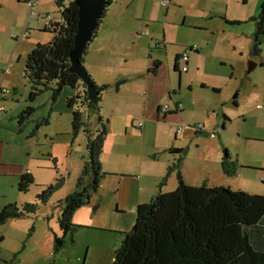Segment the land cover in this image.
<instances>
[{
  "label": "rangeland",
  "instance_id": "obj_1",
  "mask_svg": "<svg viewBox=\"0 0 264 264\" xmlns=\"http://www.w3.org/2000/svg\"><path fill=\"white\" fill-rule=\"evenodd\" d=\"M245 1L173 0L168 7H164L160 0H123V3H126V11L130 16L127 37L130 39L131 35L135 42V46L130 44V51L134 54V58H137L135 66L140 71H146L150 55L160 57L164 62L169 59V63L172 65L176 53L188 51L190 47L199 50L198 52H189L195 56V60L199 63V70L193 73L182 71L179 86L177 85L178 71L170 68L174 81L172 84L177 92L173 95V99L180 98L183 104L187 103L185 116L188 118L187 123L190 125L189 130L191 132L190 135L186 134L188 127L185 126L183 133L177 139H171V145L176 146L175 148H183L186 151L183 161H189V165H191L195 159L197 146L202 145V139H209L208 133L204 131L198 133V137L193 133V127L202 123L198 121L199 115L201 117L207 116L208 111L210 113L208 118L213 121H216L217 114H219V121H223L222 115L226 116L228 121L225 123L224 129H221V126L211 128L207 126L206 132L217 131L218 135L215 137L220 136L226 143V151L234 159H238L237 171L234 175L227 176L223 171L221 172V166H216L208 180V186H224L247 192H249L248 190H258L264 193V167L262 165L264 164V142L260 141L264 140V101L259 97L255 87L253 89L252 83L253 78L259 77L263 70H257V68L247 72L248 60L256 59V57L249 55L251 43L249 34L255 25L252 21H248L247 16L252 12H259L263 0ZM16 6L20 11L22 4H16ZM39 10L41 11V18H38L39 16L36 14L30 15L27 9L22 29L13 26L20 19L19 13H17L16 21H14L15 17L8 18V22L13 24L3 32L0 39V69L6 68L9 74L0 84L1 92L4 93L3 99L0 98V105H15L16 98L20 99L23 94H26L25 97L28 96V85L23 77L25 57L38 42H47L53 36L52 32L43 30L42 24L45 23L43 18L45 14H50L52 20L59 19L60 13L54 0H39L35 11ZM0 17L7 18L4 14ZM156 39L165 44L166 53L163 48L160 49L155 46ZM182 65H184V61L179 60L180 69ZM1 72L0 77L2 76ZM203 80L213 82L220 91L214 92L212 88L204 87L202 85ZM65 87L73 89L69 86ZM6 90L7 92H5ZM236 91L239 92V96L235 99L234 93ZM192 99H196L197 105H192ZM233 100L236 102L235 106ZM55 101L51 99V90H44L31 102L33 111L24 123V126L27 127V133L43 130L39 144L35 146L38 151V161L41 164L45 163L43 168H39L38 179L30 184L27 191L21 193L18 192L17 185H11L9 180L1 181L0 191L4 192V195H0V199L12 200L14 197H19L22 200L19 205L24 202H38L37 195L45 185L53 183L59 175L64 177V183L52 193L45 203H38L35 213L11 218L0 224V264H53L52 260L57 257H67V260L64 261L65 264H78L77 259L80 260L83 257L82 255L78 256L77 253L78 249L82 248V241L90 239L93 232H101L95 228L78 230L80 232H75V238H78L76 240L78 242L74 246L68 240L66 246L59 252L53 251V236L60 234L57 219V214H60L61 210L60 198L63 200L67 194L75 189L76 181L74 178L77 172L75 162H72V171L68 175L70 158L66 155V149L59 144L60 140L53 143L49 139V135L45 136L46 134L61 136L60 134L56 135L55 132L61 131L62 129L59 128L63 125L70 127L71 113L67 114L70 117L65 118L64 113L51 109L52 103ZM171 103L169 96L166 95L162 104ZM120 108L128 109L124 104L120 105ZM83 117L89 120L87 110L84 111ZM44 118L47 121L42 122ZM66 119L68 123H66ZM13 125H17L16 121ZM166 131V135H168L170 129L167 128ZM75 137L77 138L75 142L77 150L72 158H78L82 154L86 157L83 130L80 129ZM135 139L136 142L133 145L136 149V145L144 140ZM197 139L200 140L197 141ZM134 146L131 145V154L126 158L127 161H138L140 157L138 150L132 152ZM83 149L85 150L84 153ZM49 150L56 153L58 157V159L55 157L57 169L53 168L52 155L47 153ZM170 155L176 156L174 153H170ZM241 160H248L255 165L251 168L242 169ZM38 161L36 160V162ZM103 191L105 194L104 189L101 193ZM94 195L95 193L92 197ZM14 202L16 201L10 203ZM78 209L76 210L78 211ZM109 210L113 209L110 208ZM121 214L117 217L119 213H111L110 215L114 216L111 221H116V219L122 222L127 221L128 217H123V215L132 218L130 214ZM101 216L107 217L108 214L103 211ZM135 218L136 214L134 221ZM133 224L134 222L130 225V229ZM111 233H114V230ZM113 258L109 264L112 263ZM107 261L108 257L103 254V249L98 250L96 246L95 253L89 255L88 264H108Z\"/></svg>",
  "mask_w": 264,
  "mask_h": 264
},
{
  "label": "crops",
  "instance_id": "obj_2",
  "mask_svg": "<svg viewBox=\"0 0 264 264\" xmlns=\"http://www.w3.org/2000/svg\"><path fill=\"white\" fill-rule=\"evenodd\" d=\"M244 2L246 1L244 0ZM16 4H22L20 11ZM25 4L26 7H24ZM27 6L28 3L26 0H0V16L3 14L7 16L6 19H4L5 17H0V39L3 32L9 29V26L13 24L8 22V18L15 17L14 21H16L17 13L21 16L19 21L14 23L16 25L13 24V26L17 29L23 28V21L27 9L29 12V6ZM126 8L127 5L123 3V0H114V3L109 6L104 14L96 35L90 42L84 56L83 65L93 81L98 85H107L99 101V110H87L89 113V122L92 127H98L100 115L103 119H107L108 132L100 158L101 167L103 171L106 172V175L104 179H102L101 186H99L97 192H95L94 197H91L89 202L83 207H80L78 211H74L72 216V222L78 225L79 228L76 232L88 228L101 230L100 233H91L90 239L82 241V248L80 247L77 253L78 256L82 255L83 257H81L80 260L77 259L78 264H88L89 255L95 253L96 246L98 250L103 249V254L108 257L107 263L109 264L114 256L115 250L120 245L119 243H121L120 241L123 237L122 233L130 230V225L134 222L137 206L140 203L147 202L157 191L168 192L176 187L177 178L175 172L170 173V175L166 177L165 182L161 184L169 165L172 164L175 157L174 155H170L171 150L176 147L171 145V139H177L179 135L183 133L185 126L188 127L186 134L190 135L191 133L189 130L190 125L187 123L188 118L185 116L187 103L183 104L180 98L173 99V95L177 92L174 90L172 84V82H174L173 76L170 72V68L174 70L176 55H178L179 60H183L180 58V55L186 50L175 54L172 65L169 63V59L164 62L160 57H152L150 55L146 71H140L135 66L137 58H134V54L130 51V44L132 43L135 46V42L131 35L130 39L127 37L129 34L128 27L130 16L127 14ZM253 13L255 12L251 14ZM40 15L41 11L39 10L36 16L41 18ZM248 17L249 16H247V19L250 21ZM244 19H242V21H244ZM42 27L45 28L50 26L43 23ZM254 30L255 28L249 34V39ZM30 32H32V30H30ZM24 34L25 32L23 36ZM162 38L164 39V37ZM157 48H163L166 53L167 48L165 44ZM198 51V49H195L189 52ZM251 51L252 42L249 46L250 56ZM189 52L187 59L183 60L184 65H182L181 69L178 60L179 72L177 75L180 81L182 71H190L193 73L200 68L199 63L195 60V56ZM138 59L140 58L138 57ZM251 59L254 60V58ZM154 61L160 62L156 73L151 70ZM254 61L257 62V66L254 69L258 68L257 70L263 71H261L262 73H260L259 77L253 78V82H251L253 83V89L255 87L259 97L264 101V54L260 53L256 55ZM183 67H186V70H183ZM6 70V68L0 69V71H2L0 84L4 82V79L9 74ZM116 83H118L117 89H115ZM202 85L212 88L214 92L220 91L213 82H206L203 80ZM74 92L73 89L66 87L62 88L58 97L55 99L56 101L54 100L55 102L52 103L51 109L64 113L65 118L70 117L67 114H70L72 110L67 105L66 98L72 96ZM0 94V98L3 99L2 96H4V93L1 92V89ZM25 95L23 94L20 96V99L16 98L17 101L15 105H0V182L9 180L11 185H18L19 179L24 173H29L33 177V180H37L39 168H43V164H45H41L38 161V151L35 148V146L39 144L40 135L43 130L40 132L39 130H34L27 133V127L24 126L25 124L19 125L20 123H18V118L16 117L27 105L32 107V104L27 102L28 100L25 101L27 99ZM166 95L169 96L172 102L171 104H162ZM238 96L239 92L236 91L234 93V98L236 99ZM178 103L180 104V108H176ZM191 103L193 106L197 105L196 99H192ZM233 103L235 106L236 102L234 100ZM122 104L126 105L128 109H121L120 105L122 106ZM188 104L190 103L188 102ZM213 109L215 110V108ZM208 114L210 113L207 111V116L201 117L199 115L198 121L202 122L204 130L196 129V125L194 124L193 133L195 136L198 137V133L202 131L205 133L210 132L208 130V132H206L207 126L209 128L213 126H221V129L225 128V123L228 121L226 116L222 115L223 121H219V114H217L216 121H213L208 118ZM14 121L17 123L16 126L13 125ZM139 122L142 123L141 126H138ZM66 123H68L67 119ZM179 125L181 126V130L177 132L176 130ZM167 128L173 131L172 136H169V132L168 135H166ZM59 129L62 130L55 132V134H60L61 136L56 137L53 134H46L45 136L49 135V139L53 141V143L56 140H60L59 144L66 149V155L70 158L68 161V175L72 171V162H75L77 172L74 179L76 181L80 174L85 156L82 154V156H78V158H72V155H75L77 150L75 148V142L77 140L75 136L77 134H71V121L70 127H65L63 125ZM211 131L215 132V130ZM217 135L216 131L215 136ZM215 136L213 138L209 137L208 140L202 139V145L197 146L195 159L191 165H189V161H183L181 163L180 172L186 183L193 185L205 183L208 185V180L215 171L216 166H221V159L223 157L222 152L226 151V143L220 136L217 138ZM135 138L144 140L136 145V149L133 145L136 142ZM256 138H259V136H256ZM198 140L200 139H197V141ZM260 141L264 142V140ZM131 145L132 147L134 146L132 152L133 150H138L140 153L138 161H127L126 159L131 154ZM79 147L81 148L80 144ZM85 150L83 149V153ZM47 153L58 159L56 153L52 150H49ZM229 155L232 160L236 163L238 162L237 158L234 159L230 153ZM36 160L38 162H36ZM240 165L242 169H247V167L251 168L255 164L248 160H241ZM262 165L264 167V164ZM53 168L57 169L54 166ZM235 170L237 171V164L235 165ZM102 188L105 190V194L104 191L101 193L103 190ZM248 191L249 193L256 192V194L263 193L258 190ZM18 192L21 193L19 190ZM3 193L4 192L0 191V195H4ZM12 201H16V203L19 204L22 200L19 197H14L12 200L2 198L0 199V207ZM61 201L60 198L59 204ZM101 207L103 208L100 209ZM110 208L113 210H109ZM103 211L107 212V217L101 216ZM111 213H119L117 217L121 216V213H126L130 214L132 218L123 215V217H128L127 221L122 222L116 219V221L113 220L112 222L111 220L114 216L110 215ZM57 216H59V213ZM113 230L114 233H111ZM73 240L74 242L72 244L74 246L76 242H78L76 241L78 238H75V233L73 235ZM66 260L67 257H57L52 260V263L65 264L64 261Z\"/></svg>",
  "mask_w": 264,
  "mask_h": 264
},
{
  "label": "trees",
  "instance_id": "obj_3",
  "mask_svg": "<svg viewBox=\"0 0 264 264\" xmlns=\"http://www.w3.org/2000/svg\"><path fill=\"white\" fill-rule=\"evenodd\" d=\"M172 1L164 7H168ZM54 3L60 17L52 20L50 16V27L43 28L52 32L53 36L47 42H38L27 53L23 77L28 85L27 100L30 103L44 90H51L54 101L62 88H73L74 94L66 98L72 110L71 134L76 135L82 129L85 136L86 157L75 189L61 201L58 216L60 234H54L52 245L56 253L66 246L68 240L71 244L74 242L73 235L78 225L72 222L73 213L89 202L106 175L100 158L108 122L99 115V125L94 128L83 117L85 110H99V101L107 85H98L93 81L97 96L95 99L89 98L85 82L70 70L69 51L73 48L77 31V7L74 0H54ZM112 3L114 0H106L107 5ZM156 41H160L161 46L164 44L156 39V47H159ZM89 45L90 42L79 57L82 63ZM252 49H257V45ZM178 60L176 55L174 70L179 72ZM159 65V61H154L151 70L156 73ZM32 111L33 107L27 105L16 116L19 125L25 123ZM185 152L181 148L171 150L176 156L161 184L170 173L175 172L176 187L168 192L157 191L147 202L137 206L134 224L130 230L122 233L121 243L114 252L111 264H264V195L205 183H186L180 172ZM51 160L56 168L55 157L51 156ZM235 165L236 162L225 151L221 159L224 174L233 175ZM33 181L29 173L22 174L18 190L27 191ZM63 183L64 177L59 175L38 193V202L20 205L14 202L3 206L0 224L11 218L35 213L38 203H45Z\"/></svg>",
  "mask_w": 264,
  "mask_h": 264
},
{
  "label": "water",
  "instance_id": "obj_4",
  "mask_svg": "<svg viewBox=\"0 0 264 264\" xmlns=\"http://www.w3.org/2000/svg\"><path fill=\"white\" fill-rule=\"evenodd\" d=\"M74 3L77 7L78 22L77 31L74 35V45L69 51L70 70L85 82L89 98L95 99L97 91L93 85V79L88 74L79 57L83 53L87 43L92 41L94 31H96L99 21L102 20L105 10L109 5L106 4V0H74ZM256 66L257 62L249 59L247 72H251ZM179 81L178 77V86ZM117 87L118 83L115 84V89Z\"/></svg>",
  "mask_w": 264,
  "mask_h": 264
},
{
  "label": "flooded vegetation",
  "instance_id": "obj_5",
  "mask_svg": "<svg viewBox=\"0 0 264 264\" xmlns=\"http://www.w3.org/2000/svg\"><path fill=\"white\" fill-rule=\"evenodd\" d=\"M249 20L255 25V30L251 35L252 48L257 45V49L251 51V56L256 57L264 51V0L261 2V10L249 15ZM262 46V48H261Z\"/></svg>",
  "mask_w": 264,
  "mask_h": 264
},
{
  "label": "built area",
  "instance_id": "obj_6",
  "mask_svg": "<svg viewBox=\"0 0 264 264\" xmlns=\"http://www.w3.org/2000/svg\"><path fill=\"white\" fill-rule=\"evenodd\" d=\"M171 1L172 0H160V3L163 6H167ZM26 2L28 3V6H29V14L30 15L31 14H36L37 12L35 11V7L38 5V0H26ZM44 21H45V25H49L50 26V24H51V17H50L49 14H46L45 15ZM156 43H157L156 44L157 46H159V47L161 46V42L160 41H156ZM190 50H195V48L194 47H190V49H188V51L186 50V51L182 52L181 55H180V58H182L183 60H186L187 57H188V52ZM182 69L183 70H186V67H183ZM5 92H7V90ZM177 106H180V104L178 103ZM165 108H166V106H165ZM141 124L142 123L139 122L138 123V126H141ZM196 129H198V130H204V125L202 123H199V124H197ZM180 130H181V126L179 125L177 127V130L176 131L179 132ZM171 134H173V131L170 130L169 131V135H171ZM208 136L210 138H213L215 136V132L214 131L208 132Z\"/></svg>",
  "mask_w": 264,
  "mask_h": 264
}]
</instances>
